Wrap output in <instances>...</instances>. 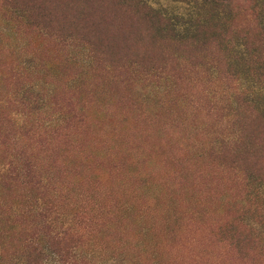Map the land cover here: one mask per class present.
Masks as SVG:
<instances>
[{
  "label": "rangeland",
  "instance_id": "374dc122",
  "mask_svg": "<svg viewBox=\"0 0 264 264\" xmlns=\"http://www.w3.org/2000/svg\"><path fill=\"white\" fill-rule=\"evenodd\" d=\"M133 1L128 18L108 0H0V256L48 243L72 264H264V113L228 119L208 77L152 45V9L182 34L184 2ZM239 1L235 34L260 39ZM244 129L256 145L237 155Z\"/></svg>",
  "mask_w": 264,
  "mask_h": 264
},
{
  "label": "trees",
  "instance_id": "16d2710c",
  "mask_svg": "<svg viewBox=\"0 0 264 264\" xmlns=\"http://www.w3.org/2000/svg\"><path fill=\"white\" fill-rule=\"evenodd\" d=\"M179 1L184 2L188 7L187 13L184 16L189 19V23L186 24L188 31L180 34L178 32V24H175L172 17L170 18L166 14L167 12H163L164 10L159 9L158 11L154 8L152 10L154 13L157 12V15L152 13V16L158 18V24L154 30L158 34L156 35L155 33L154 37H152V45L159 44L158 48L162 51H165L166 48L164 46H166L168 54L169 52L171 55L174 54L175 58L179 59L182 63H193L202 80L208 77L204 81H208L210 84L206 85L205 82L202 83L204 90L205 86L207 87L205 90L207 93L206 98L208 97L214 101V109L218 107L220 109H228L229 112L226 113L228 119H233L237 115L239 116L244 110L254 112V110L257 111L259 109L260 113H264V104L260 106V101L264 100V0H248V12H246L250 14L256 27L260 31L262 30L260 39L255 38L253 31L250 34L246 29L239 35L235 34L240 29L238 28L240 25L235 26V20L238 19V15L243 8L239 0ZM110 4H113L118 10L123 11L124 15L128 16V18L136 16L133 6L139 7L133 0H108V3H105L108 9H110ZM224 9L229 13L226 19H224ZM27 11L23 8V13L21 14L18 11V15L16 14V16L25 17V12ZM104 14L107 15L108 13H102L103 16ZM148 17L152 22V28H154V20H152L149 14ZM126 21L128 22L127 19ZM218 21L220 23H217ZM44 29V27L39 28V31L48 33ZM228 30L232 35L228 34ZM145 31L146 34L128 30L126 32L128 34H125V36L134 34L145 40L151 33V30L147 28ZM236 36L237 40L233 44L227 42L230 46H224L225 40ZM70 39L72 42H79V46L88 52L87 56H85L86 58L84 57L82 61L86 64L87 68L88 66L92 68L96 62L94 48L83 40L78 41V37L75 34H71ZM147 44L155 52L153 46L149 43ZM190 51L194 52L193 56H189L188 52ZM194 59H197L195 63ZM229 68L232 69V72ZM157 71L155 70L152 73L156 75ZM160 74V81L166 80L168 84L166 87L169 88L171 83L168 81L174 82V79L168 73L166 76L162 75L163 71H160ZM229 79L237 83L234 88L227 85L226 81L228 82ZM213 83H215V86ZM244 94L248 96L246 101L242 98ZM197 103L198 107L196 110H201L202 102L197 100ZM249 131L254 134L251 129ZM241 133L242 141H237L239 139V135L237 134H221V137H224L225 143L242 142L239 145L227 148L237 155L244 153L245 150L251 152L256 145L255 137L248 138L247 136L250 133H247L246 129L242 130ZM225 139L231 141L226 142ZM218 153L224 154L225 151L223 149ZM80 254L83 255L84 252L79 250L77 256L81 257ZM10 256L12 255L2 253L0 259L3 262L1 264H72L70 262H73V260H68L60 251L54 250L48 243L42 244L40 251L33 254V257H30L32 255L19 254L13 257ZM77 256L74 254L75 262H77Z\"/></svg>",
  "mask_w": 264,
  "mask_h": 264
}]
</instances>
